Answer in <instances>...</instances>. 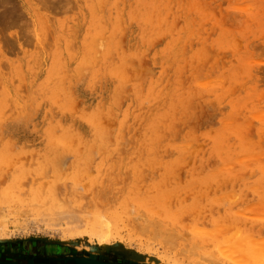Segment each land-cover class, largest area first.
Masks as SVG:
<instances>
[{
	"label": "rangeland",
	"instance_id": "1",
	"mask_svg": "<svg viewBox=\"0 0 264 264\" xmlns=\"http://www.w3.org/2000/svg\"><path fill=\"white\" fill-rule=\"evenodd\" d=\"M139 1L19 0L16 25L0 19L7 254L29 239L112 246L119 264H235L217 242L264 236V0ZM52 192L86 215L43 210Z\"/></svg>",
	"mask_w": 264,
	"mask_h": 264
},
{
	"label": "bare ground",
	"instance_id": "2",
	"mask_svg": "<svg viewBox=\"0 0 264 264\" xmlns=\"http://www.w3.org/2000/svg\"><path fill=\"white\" fill-rule=\"evenodd\" d=\"M15 1H17V0H0V19H2L4 22H6V24H8V26L9 25H14L15 22L17 23L18 17L20 18L21 15H22V12H23L22 9H21L22 6L21 7H18V5H19V2L18 1L19 0L17 1L18 4H16ZM39 1H41L44 4L47 3L45 5H47V7H49L48 6V2L50 3V0H39ZM151 1L152 0H149L148 3L150 4ZM20 3H25V0H20ZM139 3L142 4V1L140 0ZM148 3H143V5L144 4H147L148 5ZM153 3H154V1H153ZM166 3H167V1H166ZM137 4H138V1H137ZM158 4H160V3L158 2ZM151 5H152V3H151ZM157 5L155 6V8L157 7ZM162 6L160 8H163L164 9L165 5L163 7ZM137 8H139V7H137ZM140 8H142V7L140 6ZM139 9H137V10H139ZM186 9H188V8H186ZM189 9L191 10V8H189ZM154 10L156 12V9H154ZM158 11H159V8H158ZM161 13H163V12H161ZM166 13H167V10H166ZM23 15H25V14H23ZM158 15H157V17H158ZM192 19H194V18H192ZM159 21H157V22L159 23ZM186 21H187V19H186ZM159 27H161V26H159ZM188 27H189V24H188ZM101 136H102V138H104L103 135H101ZM65 139H66V137H65ZM61 140H63V139H61ZM218 141H219V139H218ZM245 149L248 150L247 148H245ZM56 195L57 194H54V192H52L50 194V197L44 203L45 206H43L44 207L43 210H46L48 212H51V210L57 208L62 213H66L67 212L66 213L67 216L69 214L73 215L74 213L71 212V210L73 209L74 211H76V209L74 207L73 208L72 207L70 208V206L68 208L69 200L66 199V201H65V197H63L64 198V201L61 202L62 201V198H61V200H58L60 198H58L59 196L57 197ZM38 197H39V195L37 193H33L31 195V200H37ZM64 203L66 205L68 204L67 207H66V205ZM99 209H100V207H99ZM78 210H79V207L77 208V211ZM77 211H76V213H77ZM83 212H86V211H83ZM83 212L80 211V213H83ZM103 213H105V212H103ZM44 214H48V213L45 212ZM49 214H50V216H52L51 213H49ZM83 214L86 215L85 213H83ZM99 214L102 215L101 212ZM84 217L86 218V216H84ZM90 217H91V215H90ZM102 217H104V216H102ZM164 217L165 216H163V218H161V221L159 222V225H161V226H168L169 225L168 222L170 220L166 216L167 217V220H168L166 222V220L164 219ZM75 218L74 219L72 218V219L75 220ZM77 218H80V216L77 217ZM69 219H71V217ZM82 219H84V218H82ZM78 220L79 219H77V221ZM86 220H87V218H86ZM101 222L107 227V231L106 232L107 233H110V219L109 218H98L96 216V217L93 218V221L91 223H97L98 224V223H101ZM95 226H97V225H95ZM102 228H103V226H102ZM169 229H170V234H167L166 235V232L167 231L169 233ZM161 231H163V232L165 231V234H164L165 239H164V241H166L167 244L171 248L174 249V247H176L177 244H176V246H173V241L171 240L172 239V232H171L170 226H169V228H166V227L163 228L162 227ZM192 232H193V229H192ZM200 232H202V231H200ZM200 232H198L197 234H199ZM98 234H99V232H98ZM258 234H259V237H257V238H254V236H253V237H248L246 239V238H241V237L235 236V237H232L229 241H226L225 240L224 242H222L223 241L222 240V241H220V243L217 242L215 251H217L219 254H221V255H223L225 257L226 256H229L230 259H232L233 261H235L234 262L235 264H264V236L260 235L261 234L260 232ZM106 236H107L106 233H101V234L98 235V237H100V238H104ZM195 240H197V239H195ZM197 241H194V242L193 241H191V242L188 241L190 243L188 246H186L187 243L183 244L184 245V250H182V253H183V251H187V253L189 254V252H190L189 250H192V253L194 254L196 250H193V247H194V249H196V248H198V245H199L197 243ZM21 242H25L26 244L25 243H21ZM21 242L17 243V245L19 244L20 248H22V250H20L21 253H18V255H15L14 253H11L10 255L7 254V251L6 250H8L7 248L9 247V245L8 246H6V245L4 246V245H2L0 243L1 244L0 245V258H1V256L2 257H6V256L7 257H10V258H6L4 260H0V264H67V263H64V261H63V260H66V259H73L75 262H79L80 264H119V261H117V258H118L117 257L118 256L117 255V252L119 250L115 249L114 247L112 249V246H111V249L110 248L109 249H106L105 250L106 253L102 254L101 252L100 253H97V251H95V248H92V247L89 248V249L79 250V249H76L75 247L70 246V245L62 246V245H56V244L49 243V242L48 243H43V242H41V240L39 242H37V243L36 242H31L29 239L28 240H23ZM34 243H35V246L38 248L37 249L38 251H41L42 252V250H41V247L42 246L43 247H46V249H49L50 251H46V253L44 255H40V254H37L36 256L33 255V254H27V255H25L24 253L27 252V248L25 246L26 245H30V244H34ZM196 243H197V246H194ZM185 247H186V249L188 248V250H186ZM178 252H180V250H178ZM192 253H190V254L192 255ZM106 254H109V255H106ZM184 254H185V252H184ZM54 255H59V256H54ZM102 255H104V256L106 255V257H109L110 259H113V263L105 262L104 260H102L101 259L102 258ZM75 264H77V263H75ZM148 264H155V263H148ZM159 264H163V263H159ZM170 264H181V263L171 262Z\"/></svg>",
	"mask_w": 264,
	"mask_h": 264
},
{
	"label": "water",
	"instance_id": "3",
	"mask_svg": "<svg viewBox=\"0 0 264 264\" xmlns=\"http://www.w3.org/2000/svg\"><path fill=\"white\" fill-rule=\"evenodd\" d=\"M64 263H67V264H75V263H79V262H75L73 259H66V260H63ZM80 264V263H79Z\"/></svg>",
	"mask_w": 264,
	"mask_h": 264
}]
</instances>
